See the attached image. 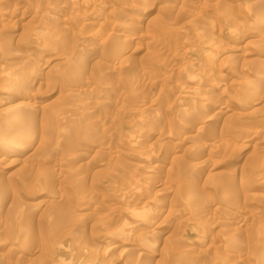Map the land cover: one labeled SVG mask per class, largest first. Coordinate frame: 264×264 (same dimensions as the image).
<instances>
[{
  "label": "rangeland",
  "instance_id": "374dc122",
  "mask_svg": "<svg viewBox=\"0 0 264 264\" xmlns=\"http://www.w3.org/2000/svg\"><path fill=\"white\" fill-rule=\"evenodd\" d=\"M8 96L0 264H264V0H0Z\"/></svg>",
  "mask_w": 264,
  "mask_h": 264
},
{
  "label": "bare ground",
  "instance_id": "6f19581e",
  "mask_svg": "<svg viewBox=\"0 0 264 264\" xmlns=\"http://www.w3.org/2000/svg\"><path fill=\"white\" fill-rule=\"evenodd\" d=\"M85 20V19H84ZM239 23H241V22H239ZM238 23V24H239ZM92 24V23H91ZM242 24V23H241ZM240 25V24H239ZM219 40V39H218ZM219 46V45H218ZM252 54V53H251ZM215 56V55H214ZM204 70V69H203ZM211 80V79H210ZM195 81V80H194ZM18 82V81H17ZM17 84V83H16ZM14 86H16L15 88L14 87H12L13 88V91H16L17 89H19V86H17V85H14ZM9 87H10V85H9ZM10 87V88H11ZM11 88V89H12ZM114 89V88H113ZM254 89V88H253ZM20 90V89H19ZM2 91V90H1ZM12 91V90H11ZM114 92H116V91H114ZM18 93H20V92H18ZM14 94V93H13ZM17 94V93H16ZM256 95V94H255ZM12 97V96H11ZM247 97V96H246ZM9 98H10V96H8L7 98H3V99H0V104L2 103V102H7V100H9ZM12 99V98H11ZM204 99V98H203ZM249 99V98H248ZM196 101V100H195ZM3 105V104H2ZM15 106H17V105H14L13 107H11V106H7V107H5L4 109H2L0 112V116L2 117V118H4V122L5 123H3V121H2V123L4 124V125H0V128L2 127V126H5L4 128H5V132H7V135L5 136V140H4V142L6 141H10L11 142V144L10 145H12L14 142H16V141H18V143H19V139H21V142L23 143V144H26V141H27V137H28V134L26 133L25 134V132H26V128H24V126H25V124L26 123H22V121L20 120V118H19V115H17V112L18 111H15V110H13L14 109V107ZM18 107V106H17ZM205 107V106H204ZM15 119V121H17V122H15L17 125H12V123H7L8 122V120H10V119ZM1 119V118H0ZM3 120V119H2ZM29 121V120H28ZM13 127V128H12ZM3 128V129H4ZM253 132V131H252ZM2 134H3V131L1 132ZM177 136V135H176ZM8 143V142H7ZM17 143V145H19ZM27 143H29V142H27ZM22 144V145H23ZM49 144V143H48ZM91 147V146H90ZM10 148V147H9ZM10 151V150H9ZM86 158V157H85ZM191 192V191H190ZM143 208V207H142ZM158 211V210H157ZM182 211V210H181ZM61 212V211H60ZM154 213V212H153ZM159 213V212H158ZM70 215V214H69ZM55 216V215H54ZM53 217V216H52ZM185 222V221H184ZM125 228V227H124ZM145 228V227H144ZM262 228H264V227H262ZM263 233V232H262ZM258 238V237H257ZM128 244V243H127ZM74 260V259H73ZM81 261V260H80Z\"/></svg>",
  "mask_w": 264,
  "mask_h": 264
}]
</instances>
